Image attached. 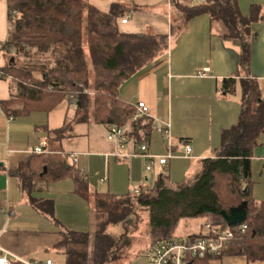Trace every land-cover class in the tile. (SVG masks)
Returning <instances> with one entry per match:
<instances>
[{
  "label": "crops",
  "instance_id": "1",
  "mask_svg": "<svg viewBox=\"0 0 264 264\" xmlns=\"http://www.w3.org/2000/svg\"><path fill=\"white\" fill-rule=\"evenodd\" d=\"M85 1L103 12H109L114 4L123 5L128 20L122 23L119 18L122 32L151 31L169 37L168 49L162 56L122 83L119 98L136 107L139 101L148 105L151 131L146 123L140 134L150 133L149 152L153 155H166L170 149L153 124L170 123L175 157L166 164L156 162L153 172L146 171L145 157H122V153L136 150L139 143L134 138L124 148L120 147L108 139L109 126L92 118L79 119L77 107L69 98L51 111L34 109L29 113H14L22 104L6 111L4 102L22 92V88L4 69L8 55L1 47L8 37V3L0 0V247L26 261L53 259L57 264H65L64 250L58 248L61 231H89L90 200L75 191L74 170H79L87 181L91 200L95 192L124 195L135 189L153 188L162 172L169 174L177 185L185 181L180 179L193 171L195 164L216 154L223 130L235 125L242 111L239 81L246 73L241 66L240 43L223 38L218 25L213 26L207 14L173 29L171 0ZM252 4L264 9V0H239L244 15L250 13ZM250 42L248 70L258 79L264 98V19L253 24ZM229 77L237 79L236 90L226 94L220 88ZM68 123L62 135L53 133ZM124 127L129 131L128 126ZM258 143L257 147L264 146V132ZM186 144L192 148L189 155H185ZM38 147H42V152L35 151ZM257 147L252 163L255 158L264 160V155H256ZM72 154L77 155V163L73 162ZM41 159L46 164L40 177L32 182L31 191L24 189L13 170L24 162H31L36 168ZM119 174L122 175L118 177ZM143 180L146 182L142 183ZM103 184L107 189H103ZM31 195L39 200H53L54 214L37 208ZM7 209L13 213L7 214ZM203 229L186 236L200 234ZM228 251L209 264H264V259L250 263L245 254L235 252L232 247Z\"/></svg>",
  "mask_w": 264,
  "mask_h": 264
},
{
  "label": "trees",
  "instance_id": "2",
  "mask_svg": "<svg viewBox=\"0 0 264 264\" xmlns=\"http://www.w3.org/2000/svg\"><path fill=\"white\" fill-rule=\"evenodd\" d=\"M171 2L174 7L173 29L184 27L191 19L207 14L211 24L218 25L223 38L240 43L241 66L246 76L239 81L242 104L239 121L223 130L221 146L216 154L203 158L192 177L177 185L171 183L169 174L162 172L153 188H142L139 194L95 192L91 200L87 181L79 170H74L75 191L90 200L94 232L61 231L58 248L64 250L65 264H112L127 258L126 249L132 245L128 231L113 235L108 228L119 223L127 225L138 207L149 213L152 246L158 240L175 237L183 218L202 217L214 225L228 227L222 212H230L231 208L242 204L247 210L244 222L248 224V231L232 249L245 254L250 263L264 259V202L255 200L252 178L254 150L264 132V98L258 79L252 77L248 70L252 26L264 19V9L259 4H252L250 13L244 15L239 0ZM7 3L9 30L1 48L15 59H8L11 63L6 62L4 69L14 80L17 79L15 81L22 92L4 102L6 111L18 104L23 107H18L14 111L16 114L29 113L34 109L51 111L75 93L79 119L92 118L106 126L130 125L128 135L136 143L141 144L148 139L150 133L140 134L143 118L133 120L137 107L119 98V88L124 81L164 54L168 49L167 35L151 31L122 32L118 20L125 18L126 9L120 4H114L109 12H103L85 0H7ZM32 49H51L59 65L14 64L25 53L31 55ZM87 56L94 69L107 74L96 82L93 110H90L87 93ZM34 71L41 72V79L34 76ZM236 84L234 77L225 78L220 89L226 94L234 93ZM68 126L69 123L53 133L62 135ZM151 126L150 119L147 122L150 131ZM44 164V159L36 168L31 162H24L13 173L20 178L22 187L31 191V184L40 177ZM31 196L37 208L54 214L53 200ZM214 258L219 257L209 256L200 264H209Z\"/></svg>",
  "mask_w": 264,
  "mask_h": 264
},
{
  "label": "built area",
  "instance_id": "3",
  "mask_svg": "<svg viewBox=\"0 0 264 264\" xmlns=\"http://www.w3.org/2000/svg\"><path fill=\"white\" fill-rule=\"evenodd\" d=\"M194 3L204 2L205 0H193ZM127 18H122L121 22L126 23ZM205 73H203L204 75ZM75 100V101H74ZM77 98L71 96L69 102L76 103ZM76 105V104H75ZM152 118L149 112V107L144 101H139L137 104V113L133 117V120H137L140 117ZM154 128L167 140V145L170 148L168 153L163 156H156L149 152L150 143L149 140H144L143 143L138 144L135 151L129 153H122V157H129L132 155H141L145 157L148 162L146 164V171L153 172L155 163L166 164L168 160L175 157L174 152L171 149L172 136L170 130V123H154ZM108 139L116 141L120 147L124 148L126 142L132 140L128 135V131L125 127H120L115 124L110 125L108 129ZM44 144V143H43ZM36 152H42V147L35 149ZM192 148L189 144L185 145V155H189ZM118 155H121L118 153ZM71 158L74 163L78 162L76 154H72ZM134 193L139 194L140 189L133 190ZM7 214H12L13 211L8 209L5 211ZM9 212V213H8ZM236 228L228 227L222 228L219 225H214L210 221L205 223V230L200 234L188 235L186 237H173L170 239L158 240L150 247L151 258L150 264H200V261L206 259L209 256L221 257L227 250L235 246L237 241L247 233L248 224L242 222ZM57 264L53 259H47L46 261H26L23 258L15 255L14 253L5 250L0 247V264Z\"/></svg>",
  "mask_w": 264,
  "mask_h": 264
},
{
  "label": "rangeland",
  "instance_id": "4",
  "mask_svg": "<svg viewBox=\"0 0 264 264\" xmlns=\"http://www.w3.org/2000/svg\"><path fill=\"white\" fill-rule=\"evenodd\" d=\"M178 22H180L179 19H177ZM86 51H88V45L85 44ZM31 55L24 54L20 61L14 62V64H17L18 66H21L22 63H35L37 65H46L48 67H57L59 64L57 63L56 57L53 55V52L51 49L46 50H39V49H32ZM14 57V56H12ZM10 56L7 57V59L11 58ZM15 59V58H14ZM10 60H7L6 62H10ZM87 62L89 66V88L87 90L88 95L90 96V110L94 109L95 105V86L98 78H104L106 76V73H103L100 70L94 69L91 59L89 56H87ZM12 76V75H11ZM34 76L36 78L41 79V72L40 71H34ZM12 79L14 80L13 76ZM17 80V79H15ZM122 85V84H121ZM71 96H75L76 94H70L68 98ZM75 101V100H74ZM77 101V100H76ZM76 104V103H75ZM141 122V127L146 124L149 120L148 117L143 116ZM140 118H138L136 121H138ZM135 121V120H134ZM130 128V125H127ZM162 135V134H161ZM256 155H264V146L257 147L256 149ZM194 170L188 173V175H185L180 179L186 180L190 179L193 175V173L196 171V169L199 168V164L194 165ZM141 171L142 166L140 165ZM107 170V169H106ZM115 171V170H114ZM144 172V170H143ZM122 174H119L121 176ZM150 177L151 175L148 174ZM252 175H253V196L255 200L258 203L264 202V160H260L255 158L252 163ZM116 180H121L120 178ZM171 183L174 184L175 181L173 179L170 180ZM177 181V182H180ZM146 181L143 180L142 183H145ZM150 182V180H149ZM176 182V183H177ZM154 183V180H153ZM103 189H107V186L103 184ZM107 191V190H105ZM134 193V192H133ZM119 195L122 194L118 193ZM149 213L146 209H142L138 207V210L135 211V214L132 215L130 218V221L127 225H124L122 223L111 225L108 228V232L113 235H119L122 234L125 230L128 231L130 237L132 238V245L126 249V252L129 254V256L125 259L118 260L112 264H150V258H151V250H150V242L152 236L149 233ZM205 223H207L206 218H183L178 224V227L176 229L175 237H186L187 234L192 232H197L200 229L205 230ZM92 230V231H90ZM90 232H94V224L92 223L90 229Z\"/></svg>",
  "mask_w": 264,
  "mask_h": 264
},
{
  "label": "water",
  "instance_id": "5",
  "mask_svg": "<svg viewBox=\"0 0 264 264\" xmlns=\"http://www.w3.org/2000/svg\"><path fill=\"white\" fill-rule=\"evenodd\" d=\"M14 61V57L11 58ZM222 215L228 225H236L244 222L247 219V210L245 204L231 208L230 212L223 211Z\"/></svg>",
  "mask_w": 264,
  "mask_h": 264
}]
</instances>
